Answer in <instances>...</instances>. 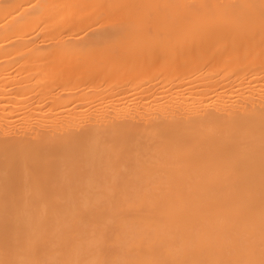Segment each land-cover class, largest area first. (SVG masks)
I'll return each instance as SVG.
<instances>
[{
    "label": "bare ground",
    "instance_id": "obj_1",
    "mask_svg": "<svg viewBox=\"0 0 264 264\" xmlns=\"http://www.w3.org/2000/svg\"><path fill=\"white\" fill-rule=\"evenodd\" d=\"M0 264H264V0H0Z\"/></svg>",
    "mask_w": 264,
    "mask_h": 264
}]
</instances>
